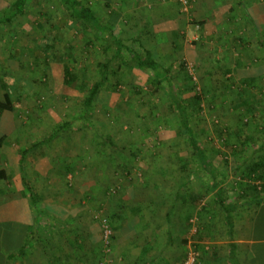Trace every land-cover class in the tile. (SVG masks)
<instances>
[{"label": "rangeland", "instance_id": "obj_1", "mask_svg": "<svg viewBox=\"0 0 264 264\" xmlns=\"http://www.w3.org/2000/svg\"><path fill=\"white\" fill-rule=\"evenodd\" d=\"M14 1L0 0V16ZM82 1L99 12L98 0ZM28 8L30 14L15 18L12 26L0 25V100L7 91L5 75L22 83L15 112L0 115V136L5 135L1 151L11 154L2 163L10 174L4 181L26 200L24 176L40 198L34 211L40 220L28 247L33 259L25 264H185L190 254L194 264H233L215 195L222 190L229 202L247 199L248 191L264 182L252 171L264 158V151L257 150L264 142V82L244 83L247 69L231 48L233 38L216 44L196 28V34L185 35L177 45H159L172 79L158 86L140 70L110 76L92 106L89 126L80 120L87 90H78L82 81L71 87L64 83V65L80 74L88 89L104 60L95 35L104 38L105 33L71 28V14L58 0H29ZM46 40L51 42L48 56ZM153 41L148 37L145 42ZM186 84L192 90L184 91ZM170 85L194 110L192 127L209 154V172L193 163L187 136L171 112ZM198 98L199 107L194 102ZM51 134L56 136L46 140ZM107 139L115 147H103ZM37 143L20 166V151ZM11 195L0 200L9 199L7 204L16 198ZM123 202H130L134 214L118 232L108 218L112 213L123 216ZM1 203L4 218L8 213ZM170 212L173 246L168 247ZM19 217L9 214L13 226ZM105 220L112 231L109 243L104 240ZM0 231L5 251L12 246L7 243L10 234ZM118 238L121 244L132 242V255L116 253ZM24 259L18 255L9 264H24Z\"/></svg>", "mask_w": 264, "mask_h": 264}, {"label": "crops", "instance_id": "obj_2", "mask_svg": "<svg viewBox=\"0 0 264 264\" xmlns=\"http://www.w3.org/2000/svg\"><path fill=\"white\" fill-rule=\"evenodd\" d=\"M106 2L112 5L110 9L106 7ZM98 5L101 16L116 11L119 22L115 29L123 30V35L144 34L145 39L141 44L147 49L160 50V46L169 44L171 47L173 43L177 45L183 41L185 35L196 34V28L199 33L207 34V40L210 39L216 44L229 42L228 39L233 38L229 44L244 58L243 63L247 69V74L242 79L244 83L250 84L254 82L253 80L264 82V0H193L190 12L185 15L182 14L176 0H98ZM194 23L199 25L195 26ZM200 25L202 28L199 27ZM148 37H154L153 45L145 42ZM231 48L227 47V51ZM175 49L176 47L170 48L171 51ZM4 137L5 135H2L0 139ZM2 147L3 144L0 146V167L6 170L7 166L2 167V163L6 162V157L8 161L11 154L7 150L2 152ZM7 175L9 179L8 172ZM0 183H4L3 189H0V196L9 197L11 193V196L16 197L7 204L6 201H10L9 199L0 200L4 202L1 204L5 205L2 212L8 213L4 218L0 217V229L5 231L4 234L8 232L13 235L11 238L9 235L7 242L12 246L6 247L5 251L0 246V251H4V255L0 254L2 256L0 264H9L11 263L9 260L18 256V250L26 243L29 229L35 224V215L28 198L26 200L17 198L22 196L18 189L14 190L4 180ZM260 186L258 192L249 190L247 194L245 193L247 199L244 197L232 201L240 207L234 214V237L238 245L239 264H264V182L260 183ZM4 191L7 193L1 194ZM46 209L56 210H49L48 206ZM13 212L21 215L14 219L18 223L16 226L11 224L12 219L9 218V214ZM115 243L116 253L120 254L124 251L128 256L133 254L132 242L121 244L118 238ZM29 249L27 248L23 255L24 264L33 259Z\"/></svg>", "mask_w": 264, "mask_h": 264}, {"label": "trees", "instance_id": "obj_3", "mask_svg": "<svg viewBox=\"0 0 264 264\" xmlns=\"http://www.w3.org/2000/svg\"><path fill=\"white\" fill-rule=\"evenodd\" d=\"M28 2L29 0H15L14 2L9 3L7 6H5L0 16V25L9 24L12 26L14 22L13 20L15 18L17 19V17L29 15L30 11L28 8ZM58 2L61 7L65 8L70 12L72 18L71 21L72 23L70 24L71 28L75 26H83V29L91 32L94 35L98 33H105L106 35L104 38L95 35L96 38L101 40V52L104 56V60L98 64L99 65V71L97 73L98 77H96V80L91 85H89L88 89L83 80V77L78 73H74L69 65H64V83L71 87L75 83H79V81H82L79 85L80 87L78 90L81 92L87 90V94L83 101L85 113L84 116L80 117L81 121H84L86 123L88 121L87 125L92 126V124L89 123V120L91 121V116H92L91 115L92 106L95 100L97 99L100 91L103 89L104 85L110 81V76L113 77L120 76L127 70L128 71L140 70L148 73L158 86H163L165 82H168L170 79H172V68L169 65H167L166 62H164V57L161 56L160 51L156 49H147L145 45L141 44L142 42H144L145 39L144 34L139 36H132V37L129 36L128 38H124L122 37V34L124 33L123 31H120L122 32L121 34H117V32H115V30L118 29V28L115 29V27L119 22V15L115 13L116 11H114V13L111 12L109 15L104 13L105 14L104 16L106 17L105 18L103 15L101 16L99 12H97V10L95 9L96 8L95 5L87 6L83 3L82 0H58ZM111 6L112 5H110V2H106V7L108 9H110ZM56 41H58V39H54L51 42H56ZM51 42H48L46 40L45 48H48L45 50L46 56H48V50L50 49ZM90 43H92L91 40ZM3 80L7 91L4 94L3 100L2 101L0 100V115L5 113L12 115L16 110V104L18 103V100H20V95L18 91H19V86L22 85V83L19 85L17 83V80H13L7 75L4 76ZM166 90H167V95L170 101L172 102L171 112L175 114V117L180 126L181 134L187 136V144L191 149V156L193 158V163H195L194 165L201 172H209L207 170L208 164L210 162L209 154L207 150L203 147V144L201 143L198 135L196 134V131L192 127L191 119L194 110L190 109L187 103L183 99H181L180 96L181 91L174 90L173 87H171V85L168 86V89ZM190 90H192V88L187 86L186 84L184 91L188 92ZM194 102L195 105H198V107L201 105L200 98L195 99ZM93 128L94 127H92V129ZM58 133L59 132L56 131V134ZM56 134L49 135V137L46 138V140L53 139V136H56ZM2 141L3 139H0V146H2L3 144ZM102 143H103V147L104 146L107 147L108 145L111 147H115V143L110 139H107ZM38 146H40L39 143L29 146L28 148H23L20 151L21 152L19 157L20 166L23 167L28 153L33 151ZM109 150L110 147L108 151ZM257 150L264 151V144H262V147L257 148ZM245 164L246 162L240 163L239 166H243ZM252 171L254 174L259 176V179L260 178L264 179L263 178L264 158L262 159V161L254 165ZM7 176H8L7 171L4 169H0V181L6 180ZM188 184L189 183L187 180L182 188H184ZM22 186L24 189H26L29 192V196L27 197L29 199L30 207L32 211L33 212L36 211L40 198L35 192L31 183L27 179H25L24 176L22 177ZM253 187L255 188V190H258L259 185ZM215 198L217 203L222 208L224 214L225 226L227 228V237L229 240L227 258L228 260L231 261V263L239 264L237 259L238 245L235 242V237H234V230H235L234 214L240 207L235 203L232 202L230 203L225 198L222 190H218V192L215 195ZM121 209L123 210V216L118 213H112V215H110V219L108 218V220L111 223V226L113 228H117L116 230L118 232L121 230L123 223H125L127 220H130L131 216L134 214L130 202H123ZM124 211L126 215L124 214ZM38 212L39 210L37 211V213ZM171 218H172V212L168 213L167 215V223H168L167 246L168 247L173 246V233L169 227L171 225ZM34 219H35V224L29 229L26 243L23 244L22 247H20V249L18 250L19 255L23 256L26 253L29 245H31V241L33 242L35 233L37 232L36 227L38 226V225L36 226V223L38 222V220H40L37 214L35 215ZM113 220L117 221L118 223ZM62 222L64 223V221ZM112 238H115V236ZM1 258L2 256H0V259Z\"/></svg>", "mask_w": 264, "mask_h": 264}, {"label": "built area", "instance_id": "obj_4", "mask_svg": "<svg viewBox=\"0 0 264 264\" xmlns=\"http://www.w3.org/2000/svg\"><path fill=\"white\" fill-rule=\"evenodd\" d=\"M178 2V4L181 7V11L186 12L185 14H188L190 12L193 0H176ZM104 240L106 241V243H109L111 236H112V231L107 223V221H104ZM195 263V257L193 254H190L186 263L185 264H194Z\"/></svg>", "mask_w": 264, "mask_h": 264}]
</instances>
